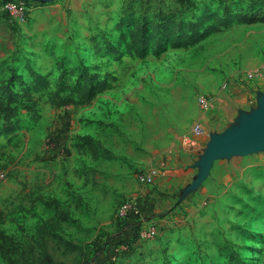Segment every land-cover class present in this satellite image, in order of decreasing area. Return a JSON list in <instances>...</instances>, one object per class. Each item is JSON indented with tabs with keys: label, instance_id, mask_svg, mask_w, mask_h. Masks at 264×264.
Segmentation results:
<instances>
[{
	"label": "rangeland",
	"instance_id": "374dc122",
	"mask_svg": "<svg viewBox=\"0 0 264 264\" xmlns=\"http://www.w3.org/2000/svg\"><path fill=\"white\" fill-rule=\"evenodd\" d=\"M191 1L176 9L164 0L159 11L158 0H48L17 29L0 15V86L17 75L26 88L16 87V101H37L35 114L20 106L22 130L0 139V264H105L119 211L134 201L141 229L156 236L111 264H264V149L221 158L192 197L198 156L184 151L196 124L208 142L243 112L264 117V24L238 23L264 12V0ZM204 18L222 30L235 21L205 40L180 38ZM103 80L111 89L90 106L49 103L85 101L83 87ZM200 95L216 101L211 112ZM162 161L165 178L138 182Z\"/></svg>",
	"mask_w": 264,
	"mask_h": 264
},
{
	"label": "trees",
	"instance_id": "16d2710c",
	"mask_svg": "<svg viewBox=\"0 0 264 264\" xmlns=\"http://www.w3.org/2000/svg\"><path fill=\"white\" fill-rule=\"evenodd\" d=\"M173 3L176 5L178 4H183L186 3L187 5H192L191 0H171ZM163 3L164 0H158V7L159 11H163ZM162 8V9H161ZM147 7L145 11H147ZM176 9H172L173 13L175 14ZM165 13V12H163ZM207 13V12H206ZM205 13V14H206ZM4 17L3 15H1ZM207 16V15H205ZM5 18V17H4ZM162 19H165L163 17ZM230 20L235 19H228L227 20V28L223 29L220 28L217 25L214 24H209L206 25V18L204 19H199V21H193L186 23L185 26V32L182 33L180 38L188 41H200V40H205L208 37L219 34L222 31H227L233 28V22ZM238 21V20H237ZM242 23L243 25H255V24H264V12L260 13H254L253 15L246 17L243 16L238 23ZM176 21L171 20V21H164L163 27L167 25H171L173 28L176 26ZM183 26V23L181 24ZM162 37V35L160 34ZM97 76V75H96ZM95 76V78H96ZM18 76L13 75L8 79L5 83H3L0 86V119H1V126H0V139L1 138H10L11 136L17 134L19 131L22 130L23 123L20 121L19 113H20V106H24L25 108L30 111V113H34V106L37 104V101H30L32 103H29V101H22L19 103L16 101L15 97V89L17 86H20L21 88H26L25 83L21 81H17ZM93 81V80H92ZM36 84V83H35ZM111 87H108L107 81L103 80L99 86H96L94 83H90L88 85H85L82 89V92L84 93V96L86 97L85 101H74L72 98H63L61 101H49L50 105L55 108V109H63L67 108L70 106H75V107H87L90 106L93 103V99L98 95L100 92H106L110 90ZM81 91V90H80ZM58 95V92L55 94V96ZM92 142V143H91ZM89 141L87 143V148H89V152L92 154V157L94 159H98L101 151L99 147L98 142ZM96 143V144H95ZM98 143V144H97ZM97 147V148H96ZM140 207V206H139ZM141 213L143 214L142 209L140 208ZM119 219V232L115 235V239L113 241L107 240L106 243L104 244V255L100 256L99 259L105 260V264L107 263H113V261L116 260L118 257V254L123 252V249H130L132 248L133 244L138 241L139 238V233L141 231V225H142V217L141 215H131L126 217L125 219L118 218ZM135 224L137 225L136 230L134 235L129 236L127 233V228L130 224ZM69 244L66 246L67 249H69ZM74 246L71 245V248ZM4 250L6 252L11 253L13 249L8 245V243H4ZM101 253H99L100 255ZM95 261V259H94ZM51 264H54L53 262Z\"/></svg>",
	"mask_w": 264,
	"mask_h": 264
},
{
	"label": "built area",
	"instance_id": "2783aa9c",
	"mask_svg": "<svg viewBox=\"0 0 264 264\" xmlns=\"http://www.w3.org/2000/svg\"><path fill=\"white\" fill-rule=\"evenodd\" d=\"M40 3L35 0H0V15H3L9 24L14 28H19L26 25L31 19L33 13L39 8ZM257 76L256 73L250 74L249 78ZM228 83L225 82L223 88H226ZM197 104L199 109L203 113L211 112L215 105L216 101L210 96L200 95L197 98ZM206 139L208 138V133L204 128L196 124L192 128L191 132L185 138V144L188 147H200L203 145ZM167 162L162 161L158 167H151L144 171H138L136 178L138 182L144 186L154 185L158 180L163 179L167 176ZM8 177V173L5 170H0V183L5 181ZM130 208V209H129ZM119 218H126L131 215H141V210L138 203H126L119 211ZM156 236V229H149L148 231H143L141 229L139 233L140 239L152 238Z\"/></svg>",
	"mask_w": 264,
	"mask_h": 264
},
{
	"label": "crops",
	"instance_id": "0c3cea01",
	"mask_svg": "<svg viewBox=\"0 0 264 264\" xmlns=\"http://www.w3.org/2000/svg\"><path fill=\"white\" fill-rule=\"evenodd\" d=\"M257 93L263 94V91H259V89H257L255 94ZM258 102L260 101H256V103ZM263 104L264 101H262V105ZM251 114L253 113L243 112L242 114H240L238 121L235 119L225 127L230 129V131L227 132L226 130L223 135H219L217 132H211L209 135V141L207 142L208 144L206 143V145L203 146L204 148L189 147L188 149H184V151L186 150L190 157L195 155L192 153H197L198 156L197 160L194 161L193 166H190L197 169L196 182H194L192 186H190L191 197L196 194L200 187H202L208 181L210 175L208 169L211 168L221 158H246L254 156L257 154V152L260 151L258 150L254 153L244 154L242 151L238 150L235 142L230 137H227V135L231 133H237L246 137H250V133L254 126V118L257 117L254 116L255 113L252 116ZM92 140L94 142H99L95 138H92ZM226 161L230 160L227 159ZM136 227L137 225L131 223L127 228L126 234H128L129 236L134 235Z\"/></svg>",
	"mask_w": 264,
	"mask_h": 264
},
{
	"label": "water",
	"instance_id": "95a60500",
	"mask_svg": "<svg viewBox=\"0 0 264 264\" xmlns=\"http://www.w3.org/2000/svg\"><path fill=\"white\" fill-rule=\"evenodd\" d=\"M35 1L40 3L46 0H35ZM254 121L257 123V126L254 123L253 128L255 127V130L253 132L251 142L249 140V137L237 133H231L227 135V137H230L235 142L238 150L242 151L244 154H250L258 150L264 149V117L262 118L255 117ZM190 186H192V184Z\"/></svg>",
	"mask_w": 264,
	"mask_h": 264
}]
</instances>
